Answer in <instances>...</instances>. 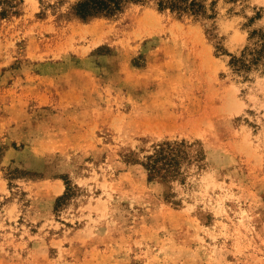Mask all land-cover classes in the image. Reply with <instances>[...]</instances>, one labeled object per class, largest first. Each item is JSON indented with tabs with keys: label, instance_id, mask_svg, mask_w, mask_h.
Returning <instances> with one entry per match:
<instances>
[{
	"label": "rangeland",
	"instance_id": "rangeland-1",
	"mask_svg": "<svg viewBox=\"0 0 264 264\" xmlns=\"http://www.w3.org/2000/svg\"><path fill=\"white\" fill-rule=\"evenodd\" d=\"M81 1L0 0V264H264V0Z\"/></svg>",
	"mask_w": 264,
	"mask_h": 264
},
{
	"label": "trees",
	"instance_id": "trees-1",
	"mask_svg": "<svg viewBox=\"0 0 264 264\" xmlns=\"http://www.w3.org/2000/svg\"><path fill=\"white\" fill-rule=\"evenodd\" d=\"M142 0H83L76 4L74 13L81 19H86L92 16L103 15L113 16L121 12L128 2H140ZM160 8L168 7L171 10L180 12L192 11L196 13L200 11L201 5L194 1L188 0H159ZM264 45L261 49H255L251 52L249 64H256L263 53ZM232 63L237 66V69L247 68L249 65L244 59H233ZM187 144L181 142H162L156 146L153 153L146 157L143 163L149 178H159L164 181H170L178 177L180 173V164L187 156ZM198 155L202 156L201 153Z\"/></svg>",
	"mask_w": 264,
	"mask_h": 264
},
{
	"label": "bare ground",
	"instance_id": "bare-ground-1",
	"mask_svg": "<svg viewBox=\"0 0 264 264\" xmlns=\"http://www.w3.org/2000/svg\"><path fill=\"white\" fill-rule=\"evenodd\" d=\"M142 27V26H141Z\"/></svg>",
	"mask_w": 264,
	"mask_h": 264
}]
</instances>
